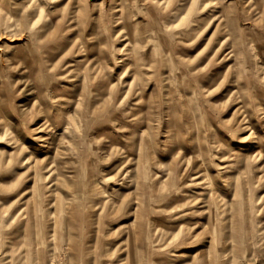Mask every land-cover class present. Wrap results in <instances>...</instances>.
Returning a JSON list of instances; mask_svg holds the SVG:
<instances>
[{"label":"rangeland","instance_id":"rangeland-1","mask_svg":"<svg viewBox=\"0 0 264 264\" xmlns=\"http://www.w3.org/2000/svg\"><path fill=\"white\" fill-rule=\"evenodd\" d=\"M0 264H264V0H0Z\"/></svg>","mask_w":264,"mask_h":264},{"label":"bare ground","instance_id":"bare-ground-1","mask_svg":"<svg viewBox=\"0 0 264 264\" xmlns=\"http://www.w3.org/2000/svg\"><path fill=\"white\" fill-rule=\"evenodd\" d=\"M88 90H89V88H88ZM92 91H93V90H92ZM95 93H96V92H95ZM91 94H92V93H91ZM93 96L95 97L96 95L93 94ZM91 98H92V97H91ZM95 99H96V98H95ZM94 103H95V102H94ZM91 107H92V105H91ZM91 107H90V108H91ZM87 108H88V107H87ZM77 119H78V118H77ZM57 217H58V216H57ZM55 219H56V218H55ZM57 219H58V218H57ZM57 221H58V220H56L54 224L52 223V224H53L52 229L50 228V229H51V233H53V234H57V230H56L57 225H58ZM72 221H73V220H72V218H71V221L69 220V223L72 222ZM70 226H71V224H70ZM62 228H63V227H62ZM70 231H71V230H69V232H67V233H70Z\"/></svg>","mask_w":264,"mask_h":264}]
</instances>
